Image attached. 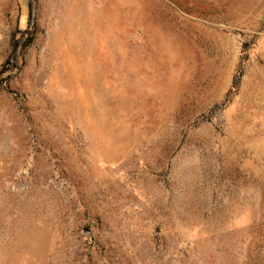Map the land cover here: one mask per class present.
Segmentation results:
<instances>
[{
	"label": "rangeland",
	"instance_id": "374dc122",
	"mask_svg": "<svg viewBox=\"0 0 264 264\" xmlns=\"http://www.w3.org/2000/svg\"><path fill=\"white\" fill-rule=\"evenodd\" d=\"M28 3L0 0V264H264V0H34L25 47Z\"/></svg>",
	"mask_w": 264,
	"mask_h": 264
},
{
	"label": "trees",
	"instance_id": "16d2710c",
	"mask_svg": "<svg viewBox=\"0 0 264 264\" xmlns=\"http://www.w3.org/2000/svg\"><path fill=\"white\" fill-rule=\"evenodd\" d=\"M28 6H29V14H28V24L25 32L22 34V37L20 38L18 44H20L23 39H25V47L31 45L32 38H29L28 35L32 34L34 30V0H28ZM19 45L16 46L11 58H14L15 63L17 64L19 62ZM18 65V64H17Z\"/></svg>",
	"mask_w": 264,
	"mask_h": 264
}]
</instances>
